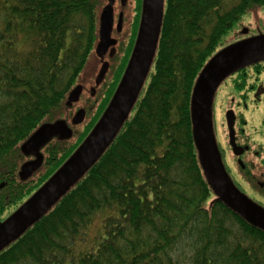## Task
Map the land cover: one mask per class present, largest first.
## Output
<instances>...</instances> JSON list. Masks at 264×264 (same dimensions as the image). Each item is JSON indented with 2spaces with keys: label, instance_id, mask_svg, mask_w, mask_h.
<instances>
[{
  "label": "trees",
  "instance_id": "1",
  "mask_svg": "<svg viewBox=\"0 0 264 264\" xmlns=\"http://www.w3.org/2000/svg\"><path fill=\"white\" fill-rule=\"evenodd\" d=\"M105 4L0 0V223L67 161L110 102L114 89L90 118L72 126L70 137L57 135L40 150L43 160L31 176L21 174L28 156L23 142L46 122L72 118L69 95L84 82ZM263 8L264 0H165L148 82L115 138L48 211L0 250V264H264V230L214 192L191 115L205 65L243 38L246 14ZM248 29L249 36L264 33V21L255 32ZM234 32L239 36L228 40ZM262 68L264 61L228 78L238 96L228 108L237 100L248 104L244 95L263 83Z\"/></svg>",
  "mask_w": 264,
  "mask_h": 264
},
{
  "label": "water",
  "instance_id": "2",
  "mask_svg": "<svg viewBox=\"0 0 264 264\" xmlns=\"http://www.w3.org/2000/svg\"><path fill=\"white\" fill-rule=\"evenodd\" d=\"M113 4L114 0H108L106 7L101 9L99 21L101 40L98 52H101L109 36ZM164 5L165 0H144L135 49L108 107L67 161L27 201L0 223V250L17 239L48 211L95 164L115 138L131 112L148 76L160 34ZM248 33V28L242 29L243 35ZM262 61H264V33L247 36L217 52L205 65L196 81L191 102V115L193 135L200 161L214 192L250 224L264 230V207L244 194L233 182L223 163L213 124V103L220 85L235 72ZM106 67L107 64L101 69L100 77L103 76ZM83 90V84H78L71 91L68 103L78 102ZM263 93L264 87L260 86L256 97ZM85 118L86 110L80 108L70 122L66 120L56 123L46 122L36 129L21 145L22 153L35 156L36 159L23 165L21 174L29 176L27 174L35 171L43 160L40 150L57 135L70 137L73 133L70 126L82 124ZM226 121L229 143L234 154L240 155L241 148L236 144V114L233 109L226 112Z\"/></svg>",
  "mask_w": 264,
  "mask_h": 264
},
{
  "label": "flooded vegetation",
  "instance_id": "3",
  "mask_svg": "<svg viewBox=\"0 0 264 264\" xmlns=\"http://www.w3.org/2000/svg\"><path fill=\"white\" fill-rule=\"evenodd\" d=\"M143 2L144 0H114L112 23L109 28V36L104 42L101 52H98L97 49L101 40L99 34L98 45L96 46L95 53L93 55L94 59L92 57V64H95L96 66L100 64V70L99 73L96 75V80L94 81L93 79V82L91 83V88L86 82V80H90L91 77L85 80V84L88 87H86L82 91V94L80 96V103L83 102V99L85 100L87 98H90L89 100H91V97L95 96L96 92H98V88H101L102 85H104V87L106 86V91L104 92L102 99L105 97L106 94L112 92L113 89V95L116 92L135 49L142 20ZM107 4L108 0L107 3L102 7V10L104 9V7H106ZM105 64H107L106 70L103 76L100 77L99 74ZM149 75L150 74L148 73V76ZM147 78L145 80V83L148 82ZM262 85L264 86V83ZM258 87L254 90L252 94L253 101H256L257 103L264 100V94L256 97V91ZM235 130L236 144L241 148L239 149V152L241 154L235 155L231 146L230 151L236 157L237 163L241 168V170L240 168L238 170L239 175L244 178L241 171L245 169V164L247 160L253 163L258 161L259 163L264 165V163L261 162L264 161V146H262V144H259L257 139H253L249 133L242 131V133L238 134L236 126ZM238 137L240 138V140ZM253 142H255V144L257 145H255ZM244 175L246 178L248 177L244 184L246 186L248 185V187L253 190V193L250 194V192L241 185L238 179L237 184L240 188L237 186V184L236 186L244 194H246L256 203L264 207V202L259 200L256 196L258 195L264 198V180L259 181L257 183L258 185L254 187L252 184V179L250 178H254V176H250V172L248 171ZM242 181L244 182V180Z\"/></svg>",
  "mask_w": 264,
  "mask_h": 264
},
{
  "label": "rangeland",
  "instance_id": "4",
  "mask_svg": "<svg viewBox=\"0 0 264 264\" xmlns=\"http://www.w3.org/2000/svg\"><path fill=\"white\" fill-rule=\"evenodd\" d=\"M107 3V0H106ZM263 21H264V8L259 10L257 12L256 10H252L250 11L248 14H246V16H244L241 20L242 24H245V27L247 28H251L254 30L255 32V28L256 25H263ZM242 27V25H241ZM242 29V28H240ZM238 30V28L236 29ZM242 31V30H240ZM239 32H234L232 33L228 38V40L232 37L235 36H239L238 34ZM249 34V33H248ZM243 38H245V36H243ZM227 40V39H226ZM94 59V56H93ZM263 69V68H262ZM100 70V64H98V66H96L95 64L92 65V58L89 60L88 65L86 66V69L84 71V74L88 77H91V79L86 80L87 84H89V86L91 87V83L96 80V75L99 73ZM92 75V76H91ZM252 75V69L250 71L247 72V76L251 77ZM247 77V78H248ZM85 78H83L84 80ZM260 81H262L264 83V69H263V73L262 76L259 78ZM231 81H233V78L228 79L227 83L222 84L221 87H219V89L216 92L215 98H214V103H213V109H214V113H213V119H214V130H215V137H216V141L217 143L220 144L221 149H222V153L221 155L224 153L225 156L223 158L222 156V160L223 163L227 169V171L229 172L233 182L235 183V185L237 184V179L238 181L241 183V185L251 193H253L252 189H250L248 187V185L246 186L244 183L245 181L248 179V177L246 178L244 174H246V172H250V176H254L250 177L252 179V184L255 187L256 185H258L257 183L259 181H263L264 180V165H262L261 163L257 162H251V161H246V167L245 169H243L241 171V173L243 174L244 178L239 175L238 170H239V165L237 163L236 157L232 154V152L229 149V137L227 135V124H226V112L230 105L231 102H233L232 100L238 99L237 94L234 93V91L232 90V83ZM85 83V80H84ZM262 83V84H263ZM260 84V85H262ZM106 91V86L104 87V85L101 86V88H98V92L96 93L95 98H91V100H89L90 98L87 99H83V102L81 103V107H83L85 110H89V112L87 113V117L86 118H90L91 115L95 112L96 107H98V104L103 100L102 96L104 95V92ZM87 96V95H86ZM244 99L248 102L247 105H245L242 101L237 100L234 103V108H232L233 110H235L236 113V129L238 131V134L242 133V131H245L247 133L250 134V136L253 139H257L259 144H262V146H264V129H263V119H264V100H262L261 102H256L253 101V97L252 95H244ZM88 97V96H87ZM239 97L242 98V94L239 95ZM240 101V103H238ZM237 103V105H236ZM76 106H70V110L72 111V114L74 115V113L79 110L81 107H76ZM72 115V116H73ZM89 120V119H88ZM83 124V123H82ZM81 125V124H80ZM74 130V127H71ZM239 138V137H238ZM240 140V138H239ZM255 144V142H253ZM257 145V144H255ZM224 151V152H223ZM36 157L35 156H27L22 158V165H25L33 160H35ZM264 163V161H261ZM241 170V168H240ZM40 170H37L36 173L34 175H36L37 173H39ZM34 173V170L31 171V173L26 174L31 176ZM33 175V176H34ZM236 179V181H235ZM244 180V182L242 181ZM238 186V184H237ZM239 187V186H238ZM240 188V187H239ZM258 197L259 200H261L262 202H264V198L256 195Z\"/></svg>",
  "mask_w": 264,
  "mask_h": 264
}]
</instances>
